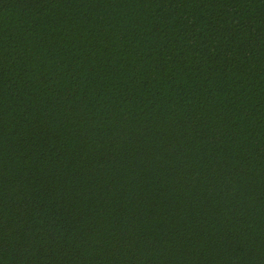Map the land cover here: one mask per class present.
<instances>
[{
  "label": "trees",
  "instance_id": "1",
  "mask_svg": "<svg viewBox=\"0 0 264 264\" xmlns=\"http://www.w3.org/2000/svg\"><path fill=\"white\" fill-rule=\"evenodd\" d=\"M0 264H264V0H0Z\"/></svg>",
  "mask_w": 264,
  "mask_h": 264
}]
</instances>
